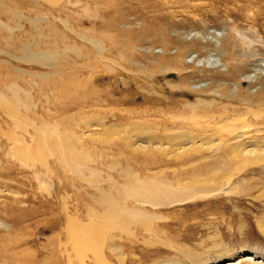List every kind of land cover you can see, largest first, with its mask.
Listing matches in <instances>:
<instances>
[{
  "label": "rangeland",
  "instance_id": "1",
  "mask_svg": "<svg viewBox=\"0 0 264 264\" xmlns=\"http://www.w3.org/2000/svg\"><path fill=\"white\" fill-rule=\"evenodd\" d=\"M0 11V85L21 88L30 115L59 121L47 135H79L85 128L81 118L93 115L113 127L112 135L135 123L129 131L142 137L189 127L184 117L192 114L218 123L229 112L264 110V0H0ZM196 100L205 106L195 112L183 106L201 104ZM248 116L264 127V118ZM90 141L84 149L93 152L94 161H106L103 176H117L122 169L112 171L109 164L126 166L116 155L119 149ZM121 142L111 145L123 150ZM109 152L116 158L107 161ZM122 152L128 156V150ZM134 157L135 165L142 161ZM49 160V168L59 167ZM58 172L55 178L47 175V185L32 181L31 207L14 204V216L30 219L16 238L29 242L19 248L32 257L19 264H65L61 201L73 176ZM249 172L251 178L264 175L258 168ZM253 183L259 191L162 210L167 220L157 224L159 240L181 250L206 251L216 244L233 255L212 257V264L264 253L258 227L264 220V183ZM17 188L22 195L17 200H24L25 190ZM143 247L141 256L149 255L150 262L176 255L158 244Z\"/></svg>",
  "mask_w": 264,
  "mask_h": 264
},
{
  "label": "bare ground",
  "instance_id": "2",
  "mask_svg": "<svg viewBox=\"0 0 264 264\" xmlns=\"http://www.w3.org/2000/svg\"><path fill=\"white\" fill-rule=\"evenodd\" d=\"M20 91L23 90L15 84L0 85V264L31 259L30 253L19 248L29 242L16 238L22 225L29 228L30 219L15 217L12 210L17 202L31 207L32 181L47 185V175L55 178L60 168L73 176L69 181L71 190L64 192L61 201V254L65 264H212V257H233L216 244L206 251H199L200 247L174 248L159 240L161 229L157 224L167 220L161 211L168 208L207 198L237 196L244 189L256 187L259 191L253 182L264 183V175L257 173V178L254 174L255 178H251L249 171L264 170V127L252 124L248 113L257 121L264 118V110L261 114L249 108L243 113L235 111V115L229 112L231 116L220 123L215 117L210 120L209 116L192 114L184 117L192 128L182 127L163 136L147 132L142 137L129 131L135 123L123 133L112 135L113 127L93 115L81 118L85 128L79 135L71 131L53 136L47 131H56L59 121H48L36 112L30 115L31 105ZM196 101L201 104L183 106L195 112V107L204 104ZM90 140L108 144L109 151L119 149L116 155L124 158L126 166L109 164L112 171L122 169L117 176H103L106 161H94L89 154L93 152L84 149ZM119 140L123 150L111 145ZM124 150L130 154L125 156ZM215 153L221 154L214 158ZM106 155L107 161L116 158L114 153ZM133 156L142 161L135 165ZM51 158L58 162V168L47 166ZM86 171L89 176L84 175ZM21 185L25 195L18 201L21 191L17 187ZM258 227L264 235V220L258 222ZM153 244L175 251L176 255L150 262L149 255H141L145 253L143 246ZM219 264H264V253L242 254Z\"/></svg>",
  "mask_w": 264,
  "mask_h": 264
}]
</instances>
